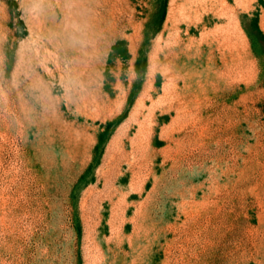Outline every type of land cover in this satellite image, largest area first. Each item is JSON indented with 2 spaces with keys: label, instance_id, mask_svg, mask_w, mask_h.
Here are the masks:
<instances>
[{
  "label": "rangeland",
  "instance_id": "1",
  "mask_svg": "<svg viewBox=\"0 0 264 264\" xmlns=\"http://www.w3.org/2000/svg\"><path fill=\"white\" fill-rule=\"evenodd\" d=\"M0 264H264V0H0Z\"/></svg>",
  "mask_w": 264,
  "mask_h": 264
}]
</instances>
